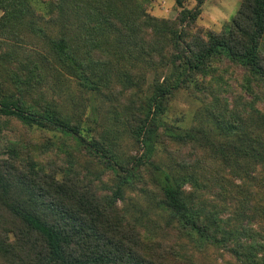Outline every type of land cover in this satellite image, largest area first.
I'll return each instance as SVG.
<instances>
[{
	"label": "trees",
	"instance_id": "1",
	"mask_svg": "<svg viewBox=\"0 0 264 264\" xmlns=\"http://www.w3.org/2000/svg\"><path fill=\"white\" fill-rule=\"evenodd\" d=\"M117 1L122 3L52 0L56 7L53 19L59 21L57 32L50 34L34 25L36 8L31 0H0V117L18 120L25 141L40 144L47 153L55 152L47 142H32L27 133L30 128L76 138L83 148L103 158L119 179L110 193L85 172L65 170L52 154L37 159L28 148L25 150L26 143L9 147V156L0 158V264H182L174 255L177 245L164 237L168 228L162 226L160 236L150 235L119 202L122 183L135 176L139 181L143 178L141 168L148 165L156 195L180 228L196 234L198 240L223 245L243 264H264V253L258 252L263 242L252 233L246 234L244 227L227 228L218 214L205 212L197 204V196H188L185 191L186 183L198 189L206 186L197 176V167L204 159L201 148L217 152L211 132L205 127L162 126L158 121L169 97L182 87L192 88L203 100L212 96V105L229 93L236 80L239 89L251 96L241 99L233 113L244 105L264 104V50L260 46L264 0H240L225 31L194 32L191 26L198 8H182L175 19L146 12L136 19L123 15L121 10L127 5L115 6ZM176 1L182 4L183 0ZM134 5L144 11L139 1ZM27 32L43 38L44 51H19ZM120 40H125V50ZM113 53L129 65L121 74L133 83L138 81L134 80L137 74L146 71L139 69L132 57L139 59L141 55L145 66L157 68V74H162L158 67H169L164 75L154 78L151 92L142 100L120 99L121 85L114 86L120 111L143 148L129 158L121 156L105 126L102 130L99 124L82 126L55 102L42 97L35 86L42 81V74L59 66L90 88L110 87L107 62ZM228 71L235 79L226 76ZM1 74H8L10 81ZM221 79L234 85L217 84ZM225 101L219 109H224ZM255 109L250 118L257 127H264V111ZM228 115L232 113H226L224 124L219 126V134L226 138L219 148L225 159L237 166L245 159L264 160L256 134ZM157 143H162L171 167L153 160ZM229 148L233 152H228Z\"/></svg>",
	"mask_w": 264,
	"mask_h": 264
},
{
	"label": "rangeland",
	"instance_id": "2",
	"mask_svg": "<svg viewBox=\"0 0 264 264\" xmlns=\"http://www.w3.org/2000/svg\"><path fill=\"white\" fill-rule=\"evenodd\" d=\"M31 1L36 8L32 16L36 22L34 25L40 26L50 34H55L58 30L59 19H53L56 7L52 4V0ZM138 1L144 6L143 12L135 8L134 3H138ZM122 3L127 5L121 10L122 14L127 17L133 16L136 19L142 18L144 12L156 17L175 19L182 8H198L199 12L195 23L191 26V31L194 32L199 29L225 31L240 0H183L182 4H178L176 0H122ZM122 3L117 1L115 6H125ZM132 8L134 11L131 10ZM2 12L3 10L0 9V15ZM22 43L23 45H20L19 48L22 53H32L34 48L44 51L45 48L43 38L32 32L25 33V40ZM110 43L113 45L112 40ZM124 43L125 40H120L123 50H125ZM260 46L264 50V37ZM166 54L170 55V50L166 49ZM132 59L137 63L139 69L146 71L145 74H137L134 80L138 81L134 83L128 81L125 74H121L123 67L129 65L113 53L107 62V67L110 69L107 75L111 79L110 87L103 84L101 89L90 88L83 85L76 74L58 66L57 69L51 67L47 74H42L44 77L40 84L35 83L36 90L45 99L55 102L58 109L65 115L79 120L82 126L99 124L101 130L102 126H105L111 142L118 148L121 156L129 158L133 154L141 153L143 148L131 132L124 113L120 111V103L114 96V86L117 83L121 85L120 99L142 100L151 92L154 78L161 77L164 75V70L169 69L165 65L158 67L162 74H157V68L155 71L154 68L145 66L141 55L139 59L133 57ZM225 74L231 78L235 76L232 74L234 75L232 77L230 71ZM1 75L8 79V74ZM8 81L10 80L8 79ZM10 83L7 82L8 85ZM220 83L227 87H230L227 83H230L231 86L234 85L233 81L229 82L224 79L218 81L217 84ZM10 87L14 88L12 84ZM250 96V93L239 89L235 80V86L229 90V93L221 97L219 102L210 105L209 102L213 100L212 96H207L204 101L192 88L182 87L175 90L169 97L166 109L161 113L158 121L162 126L205 127L211 132L217 152L214 153L215 150H213L211 153L210 149L201 148L204 159L197 167V176L206 186L198 189L186 183L185 191L188 196L191 194L197 196V204L205 208V212L209 210L211 213L218 214L224 220V225L227 228L244 227L246 234L252 233L260 242L264 243V160L245 159L237 166L235 163L229 162L228 157L225 159L219 151L220 142L226 139L219 134L220 128L224 124L222 119L226 113H232L227 117L235 120L239 125L243 124L247 131L254 132L261 141L259 148L264 153V127H257V122L250 118L255 114V108L264 111V104L257 102L255 105H244L240 109L241 111L233 113L234 107L241 105V99ZM224 101V109H219V105ZM208 108L217 111L211 112ZM27 133L32 142L39 140L47 142V145L53 148L55 153L45 152L38 143L28 144L25 141L20 122L13 117L2 116L0 117V158L9 156V147H23L26 143L25 150L28 148L27 150L31 151L37 159L52 154L60 160L64 168L66 167L65 170L73 168L85 172L87 177L97 182L101 188L113 193L119 180L117 174L108 168L106 161L96 155L94 151L83 148L76 138L57 131L40 130L35 127L30 128ZM232 140L239 141V139ZM228 152L233 151L229 148ZM153 160L166 167H171L172 164L169 155L163 150L162 143H157ZM141 171L143 178H140L139 181L136 176L124 183L120 180L123 184V197L119 199V202L135 221L149 231L150 235L160 236V228L162 226V229L168 228L167 235L164 237H170L169 240L172 244L177 245L174 255L182 264H243L231 250L223 245L198 240L196 234L188 229L180 228L177 219L155 193L154 185L149 177L152 175L149 165L146 168H141ZM192 191L195 193H191ZM258 252L259 254L264 253V247L259 248Z\"/></svg>",
	"mask_w": 264,
	"mask_h": 264
}]
</instances>
